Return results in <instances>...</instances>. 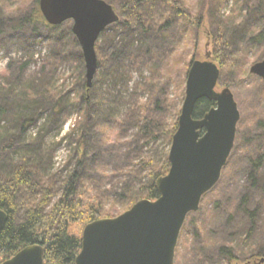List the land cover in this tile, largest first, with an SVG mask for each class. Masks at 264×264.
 Masks as SVG:
<instances>
[{"label":"rangeland","instance_id":"374dc122","mask_svg":"<svg viewBox=\"0 0 264 264\" xmlns=\"http://www.w3.org/2000/svg\"><path fill=\"white\" fill-rule=\"evenodd\" d=\"M259 2L264 6V0H230L224 8L226 14L234 9L247 23V30L236 42L238 49L246 53L234 55L237 65L244 66L247 73L234 76L231 72L224 80L220 73L216 90L231 88L241 117L234 148L219 182L203 196L198 211L186 219L174 264H246L244 259L264 246V80L250 72L252 64L264 59V37L259 41L253 35L263 29L264 16L250 17L252 7ZM33 3L0 0V105H6L4 113L0 112V153L20 158L32 146L48 156V173L55 177L57 190L55 202L61 195L62 180L76 169L79 158L76 148L84 132L78 131L82 111L76 98L82 93V71L86 70L85 61L80 64V45L64 35L63 28H53L44 20L36 24L37 35L33 37L28 27L19 25L18 19L31 11ZM112 5L122 19L119 6ZM154 30L149 34L140 33L136 27L126 31L117 22L109 25L97 41L98 52L107 64L120 45L131 44L132 53L142 52L119 61L131 76L127 83H119L116 89L111 80L102 85L107 102H112V111L106 118L99 115V126L84 133L87 153L78 167L87 178L85 186L99 194L105 209L113 210L116 216L124 212L128 189H138L141 181H149V168L142 169V161L153 158L156 150H168L163 138L144 144L130 118L139 115L174 122L185 97L186 81L181 84L180 78L189 71L192 61L206 59L210 51V59L219 66L207 23L197 31L196 47L186 41L187 33L181 27L166 30L165 34ZM101 72L98 68L93 83L100 84L97 75ZM42 81L51 86L53 98L49 102L41 99V90L36 91ZM60 96L68 101L57 111L54 106ZM21 112H27L34 122L25 131L17 119ZM69 132L71 138L66 137ZM11 141V147L6 148ZM248 210L255 211V228L251 238L245 240L239 228L247 230ZM230 246L239 260L229 261L222 251ZM262 258H252L249 264H264Z\"/></svg>","mask_w":264,"mask_h":264},{"label":"trees","instance_id":"16d2710c","mask_svg":"<svg viewBox=\"0 0 264 264\" xmlns=\"http://www.w3.org/2000/svg\"><path fill=\"white\" fill-rule=\"evenodd\" d=\"M106 1L119 6L122 19H119L118 23L121 22L126 31L136 27L142 34H149V32L155 31L154 29L165 34L166 30L181 27L184 34L187 33L188 38L186 41L193 47H196L198 29L203 23H207L213 42L214 56L216 61L219 62L221 79L224 80L231 72L234 76L247 73L244 66L237 65L238 63L234 57L236 53H246V50L238 49L236 42L242 31L244 33L247 30V23L243 18L241 19L242 16L234 9L231 10L230 14H226L224 8L230 0H196V2L195 0ZM251 13L250 17L253 18L260 15L264 16V6L261 2L256 7H252ZM18 20L19 25L28 27L32 35L34 34L33 37H35L37 35L36 24L45 20L39 7V0H34L31 11L26 12ZM51 26L53 28H63L62 33L70 35L75 43L79 44L73 33L71 21ZM255 34L253 33L255 40L261 41L264 37V26L258 35ZM131 46V44H126L116 47L111 53L110 63L107 64L98 52L99 45L96 43L98 68H100V71L102 70L97 75L100 84L93 83L88 88L83 69L82 93L76 98V104L79 105L82 111L81 121L77 124L78 131L85 133L93 126L97 128L99 126L97 123L99 115L106 118L108 114H111L112 102H107L108 100L102 93V85L111 80L112 87L116 89L119 83L125 84L130 80L131 76L123 70V66L119 64V61L128 57V59H131L133 54L136 56V54L142 53L141 50L132 53ZM79 59L80 64L83 65L84 58L82 54H80ZM167 60L166 66L168 67L169 56H167ZM82 67L84 68V66ZM187 73L188 71L184 77L180 78L181 84L186 81ZM37 90H41L40 97L42 100L45 102L52 100L51 86L45 81H42V85ZM114 96L116 100L120 101L118 95ZM66 101L68 100H64L60 96L59 100L55 102V109L57 111L62 110L64 104H67ZM105 105H108V107L105 108ZM166 105L169 106V99L166 101ZM214 105L213 100L200 99L196 104L193 116L202 118ZM5 106L0 105L1 113H4ZM176 113L178 117L169 124L161 119H153L147 116L137 115V117L132 116L130 118L131 123L137 127L144 144L157 142L163 138L168 150L161 153L156 150L153 158L142 161V169L149 168V181H141L138 189H128L123 211L129 209L140 199L149 198L154 200L159 197L156 181L160 176L166 175L170 168L168 154L173 135L178 127L180 111L176 110ZM27 114V112H21L17 118L22 126V131L27 130L34 123L28 118L30 116H27ZM73 132H75V129ZM84 133L78 139L76 152L79 154V158L76 162V169L62 180L61 195L55 202L53 200L57 195V190L54 187L55 177L48 173L51 166V159L49 160L48 156L36 152L35 147L32 146L20 158L11 157L9 152L5 155L0 153V207L8 214L6 224L0 232V264L14 256L25 246L35 243L44 246L45 264H75V259L82 247L84 227L96 219L116 216L113 210L105 209L101 196L90 192L88 186L84 184L87 178L83 176L78 168L83 164L87 153V142H85ZM71 136L72 133L69 132L66 137L71 138ZM2 141L3 138L0 139V142ZM8 143H6V148L11 147L12 141ZM244 201H246V198H244ZM246 213L245 219L249 222L248 228L247 230L239 228V234L244 233L245 240H249L255 228V211L248 210ZM262 245L257 249V253L244 259L247 262L246 264L252 262L251 259L257 256L264 257V246ZM222 251L229 261L239 260L232 246L224 248Z\"/></svg>","mask_w":264,"mask_h":264},{"label":"water","instance_id":"95a60500","mask_svg":"<svg viewBox=\"0 0 264 264\" xmlns=\"http://www.w3.org/2000/svg\"><path fill=\"white\" fill-rule=\"evenodd\" d=\"M46 22H72L85 61L87 87L93 85L100 34L120 19L106 0H39ZM193 60L185 97L168 159L170 168L157 181L159 197L143 198L112 217L88 223L75 264H174L179 238L188 215L198 211L203 196L219 182L235 145L240 110L229 87L217 91L220 67L210 59ZM264 80V59L250 67ZM215 105L202 118L193 116L197 102ZM8 219L0 207V232ZM44 246L29 244L1 264H45ZM264 263V258L260 260Z\"/></svg>","mask_w":264,"mask_h":264}]
</instances>
